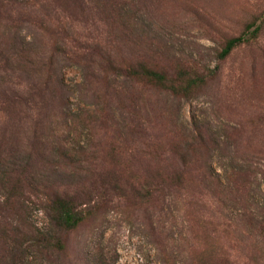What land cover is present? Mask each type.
I'll use <instances>...</instances> for the list:
<instances>
[{"label": "rangeland", "instance_id": "obj_1", "mask_svg": "<svg viewBox=\"0 0 264 264\" xmlns=\"http://www.w3.org/2000/svg\"><path fill=\"white\" fill-rule=\"evenodd\" d=\"M3 4L0 155L35 179L17 222L0 218L1 256L12 222L62 245L26 264H264V0ZM105 54L216 75L183 99L102 72ZM57 193L85 215L73 230L48 213Z\"/></svg>", "mask_w": 264, "mask_h": 264}, {"label": "trees", "instance_id": "obj_2", "mask_svg": "<svg viewBox=\"0 0 264 264\" xmlns=\"http://www.w3.org/2000/svg\"><path fill=\"white\" fill-rule=\"evenodd\" d=\"M3 2L4 0H0V8L5 7ZM260 29L261 26L256 25L255 21L247 23L242 33L225 40L218 54L219 59L224 60L232 51L254 40ZM80 48L79 46L78 49ZM105 62L104 69L100 66L102 72L109 70L111 74L123 76L143 89L167 92L183 99L194 97L205 86L207 80L216 75V71L205 74L190 65L181 63L165 68L145 61H115L109 54H105ZM2 168L6 169L4 184L7 186L8 194L6 198L0 200V218L6 214L8 219L17 222L20 211L24 208L23 191L32 185L35 176L28 171L27 165L20 164V161L10 154L0 155V170ZM48 213L55 226L65 231L75 229L85 219V215L76 209L71 199L58 193L49 198ZM12 225L10 222L9 229L3 230L4 237L6 234L11 242L8 248L11 250L5 251L2 256L0 254L4 264H26L25 256L29 249H49L53 246L62 248L58 239L52 241L54 237L51 238L39 231L21 233L16 226L12 227Z\"/></svg>", "mask_w": 264, "mask_h": 264}]
</instances>
